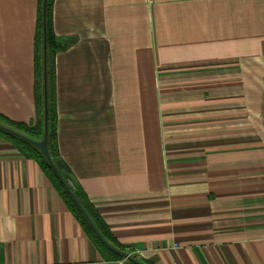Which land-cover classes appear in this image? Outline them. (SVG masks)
<instances>
[{
	"label": "crops",
	"instance_id": "obj_1",
	"mask_svg": "<svg viewBox=\"0 0 264 264\" xmlns=\"http://www.w3.org/2000/svg\"><path fill=\"white\" fill-rule=\"evenodd\" d=\"M40 6L0 0V115L27 126ZM52 27L69 44L56 148L117 244L146 264H264V0H54ZM0 264H128L2 135Z\"/></svg>",
	"mask_w": 264,
	"mask_h": 264
},
{
	"label": "trees",
	"instance_id": "obj_2",
	"mask_svg": "<svg viewBox=\"0 0 264 264\" xmlns=\"http://www.w3.org/2000/svg\"><path fill=\"white\" fill-rule=\"evenodd\" d=\"M54 0H47L46 2V16H45V23H46V87H47V127H48V133H47V143H48V150L50 153V156L63 176V178L69 182L71 185V188L76 195L77 199L97 227V229L100 231V233L103 235V237L112 245L119 248L120 250H124L120 245L117 244L115 239L111 236V234L108 232L107 228L105 227L102 220L97 216V214L94 212L88 201L86 200V196L81 190H79L73 183L70 170L66 167L65 163L61 160L59 153L56 148V101H55V70H54V57L55 54L65 49L69 46L63 45L59 43L56 40L53 27H52V5ZM42 0H41V6L39 9V16H38V25H37V38L39 42V48L42 47ZM37 64L39 68L40 73V91L37 96V106L41 109L36 122L32 126H27L20 122H13L3 116L0 115V123L10 127L20 133H23L33 139H36L40 137L42 139L43 137V129H44V88H43V48H41V54L39 49V57ZM0 135L6 137L7 139H10L13 141V143L19 148V150L27 157L32 158L37 161V163L40 165V167L43 169L47 177L50 179V181L53 183L55 188L60 193L61 197L63 198L64 202L68 206V208L75 214L76 218L78 219L79 223L83 227L84 231L87 233V235L93 240V242L97 245L99 250L107 253L111 258L113 259H123L122 256H120L118 253L110 250L107 248L94 234L68 193L66 192L63 185L59 182L55 174L53 173L52 169L50 168L49 164L47 163L44 156L40 153L38 148L31 144L30 142L11 134L10 132H7L6 130L0 128ZM128 264H134L128 260H125Z\"/></svg>",
	"mask_w": 264,
	"mask_h": 264
},
{
	"label": "water",
	"instance_id": "obj_3",
	"mask_svg": "<svg viewBox=\"0 0 264 264\" xmlns=\"http://www.w3.org/2000/svg\"><path fill=\"white\" fill-rule=\"evenodd\" d=\"M46 2L47 0H42V19H43V23H42V30H43V34H42V48H43V88H44V129H43V137L40 140H36L33 139L23 133H20L10 127H7L3 124L0 123V128L6 130L7 132H10L11 134H14L28 142H30L31 144H33L34 146H36L38 148V150L40 151V153L44 156V158L46 159L47 163L49 164L50 168L52 169L53 173L55 174V176L57 177V179L59 180V182L63 185V187L65 188L66 192L68 193V195L70 196V198L72 199V201L74 202V204L76 205V207L78 208V210L80 211V213L82 214V216L84 217V219L86 220V222L88 223V225L90 226V228L92 229V231L94 232V234L98 237V239L110 250L118 253L120 256H122L125 260H128L134 264H146L145 262H143L142 260L138 259L137 257L133 256L132 254H130L129 252H126L124 250H120L119 248L115 247L114 245L110 244L104 237L103 235L100 233V231L97 229V227L95 226V224L93 223V221L91 220V218L89 217V215L87 214V212L85 211V209L83 208V206L81 205V203L79 202V200L77 199L76 195L74 194L71 185L69 184V182H67L63 176L61 175V173L59 172V170L57 169V167L55 166L49 150H48V143H47V133H48V127H47V85H46V23H45V16H46Z\"/></svg>",
	"mask_w": 264,
	"mask_h": 264
},
{
	"label": "rangeland",
	"instance_id": "obj_4",
	"mask_svg": "<svg viewBox=\"0 0 264 264\" xmlns=\"http://www.w3.org/2000/svg\"><path fill=\"white\" fill-rule=\"evenodd\" d=\"M39 49L41 54V48ZM260 83L264 84V80H253V86H262V87H257V89L254 88L253 91L260 89L264 90V85ZM252 99H253V123L258 120H264V109L262 107V104L264 103V95H257L253 93ZM256 127L253 126V133H258V131L255 130ZM260 133H264V131H261Z\"/></svg>",
	"mask_w": 264,
	"mask_h": 264
},
{
	"label": "built area",
	"instance_id": "obj_5",
	"mask_svg": "<svg viewBox=\"0 0 264 264\" xmlns=\"http://www.w3.org/2000/svg\"><path fill=\"white\" fill-rule=\"evenodd\" d=\"M130 254H132V253L130 252Z\"/></svg>",
	"mask_w": 264,
	"mask_h": 264
}]
</instances>
